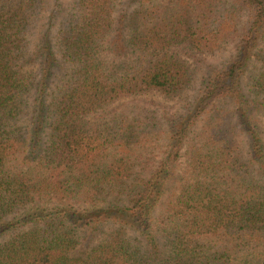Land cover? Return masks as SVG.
Returning <instances> with one entry per match:
<instances>
[{
    "label": "trees",
    "instance_id": "obj_1",
    "mask_svg": "<svg viewBox=\"0 0 264 264\" xmlns=\"http://www.w3.org/2000/svg\"><path fill=\"white\" fill-rule=\"evenodd\" d=\"M43 8L0 0V264H264V0Z\"/></svg>",
    "mask_w": 264,
    "mask_h": 264
},
{
    "label": "rangeland",
    "instance_id": "obj_2",
    "mask_svg": "<svg viewBox=\"0 0 264 264\" xmlns=\"http://www.w3.org/2000/svg\"><path fill=\"white\" fill-rule=\"evenodd\" d=\"M162 1L164 2L166 0ZM53 2L54 0H44V8L42 9L41 13L45 14L46 16L50 14L53 7ZM226 54L227 53H223V55L220 56H209L204 62L190 60L193 82L183 93L179 94L178 96L174 98H166L161 94L154 93L142 95L140 97H130L115 104L112 108V112H117V114H121L123 112H154L159 118H161L165 124V128H170L173 119H175L177 114L180 112H185L186 105L190 103L191 99L193 100L194 96L198 92L200 81L207 70L208 63H220L227 57ZM254 66V62L251 61L243 77L245 83L250 80L251 73L255 68ZM95 240L96 239L93 238L83 237L77 248L73 251V254L76 256L85 255L90 247V244Z\"/></svg>",
    "mask_w": 264,
    "mask_h": 264
}]
</instances>
